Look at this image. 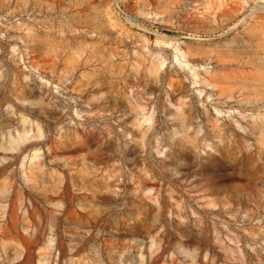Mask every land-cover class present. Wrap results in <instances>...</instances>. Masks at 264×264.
Segmentation results:
<instances>
[{
    "label": "rangeland",
    "instance_id": "1",
    "mask_svg": "<svg viewBox=\"0 0 264 264\" xmlns=\"http://www.w3.org/2000/svg\"><path fill=\"white\" fill-rule=\"evenodd\" d=\"M0 264H264V0H0Z\"/></svg>",
    "mask_w": 264,
    "mask_h": 264
}]
</instances>
